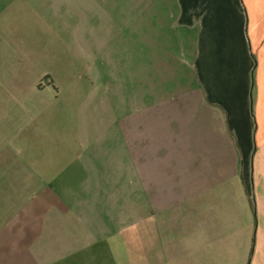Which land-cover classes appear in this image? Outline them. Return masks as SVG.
I'll use <instances>...</instances> for the list:
<instances>
[{
  "label": "crops",
  "instance_id": "crops-1",
  "mask_svg": "<svg viewBox=\"0 0 264 264\" xmlns=\"http://www.w3.org/2000/svg\"><path fill=\"white\" fill-rule=\"evenodd\" d=\"M124 2L0 0V124L18 129L6 143L0 135V264L163 263L160 221L165 212L156 209L155 195L144 198L145 175L133 162L140 150L130 154L128 137L115 150L95 148L92 154L103 157L102 165L95 168L79 159L80 169L70 164L73 160L63 163V144L44 138L34 145L31 136H21L22 125L30 128L56 117L49 103L55 105L63 94L78 102L79 94L94 98L102 89L98 76H105L106 86L112 82L121 34L97 49L96 30L130 27ZM184 3L183 23L192 12ZM206 9L200 10L206 12L192 65L209 104L223 110L229 135L202 144L197 182L193 165L188 166V253L199 249L208 258L205 264H264V20L253 15L246 33L241 0ZM249 9L256 12L255 6ZM109 105L104 102L103 116ZM156 112L154 102H137L136 122L145 133H155ZM128 121L120 119V127ZM100 124L105 133L98 135L109 147L114 140L109 129L118 122L103 117ZM81 137L78 148L95 146L96 134ZM85 169L89 178L82 187L78 179ZM80 188L89 193L82 200L75 191ZM98 202L104 207L100 214ZM43 204L56 208L43 212ZM76 221L91 237L82 245L90 244L65 255L63 236L77 229Z\"/></svg>",
  "mask_w": 264,
  "mask_h": 264
},
{
  "label": "rangeland",
  "instance_id": "rangeland-1",
  "mask_svg": "<svg viewBox=\"0 0 264 264\" xmlns=\"http://www.w3.org/2000/svg\"><path fill=\"white\" fill-rule=\"evenodd\" d=\"M181 1L186 2L125 0L123 10L127 13L130 27L123 30H96L97 49L98 44L105 40L108 42L115 33L121 34V46L118 45L113 53L115 58L112 62V72L115 74L112 82L109 81L106 86L105 76L96 78V85H99L98 88L102 87L94 94L96 100L84 92L79 94L78 102H74L72 94H63L55 105L49 103L48 110L54 112L56 117L43 118L41 123L30 128L29 125L26 128L22 125L21 136H31L34 139L31 143L34 145L36 139L43 142L44 138L50 139L51 145L63 144L65 149H59L64 150L62 160L65 165L68 160H73L70 164L79 165L81 160L86 161V164L90 161L91 166L95 168L97 164L102 165L103 160V157L93 156L95 148L102 151L105 147L107 150H115V147H120L122 140L128 137L130 154L137 147L140 150L138 155L133 157V162L145 175L144 198H152L155 195L158 204L156 209L165 212L160 221L164 254L163 263L161 261L160 264H188V261L193 264H205L208 258L206 254L202 257L199 249L188 253V166L193 165V181L197 182L200 178L202 144H207L208 139L229 133L225 131L227 124L223 110L209 104L207 93L199 83L192 64L193 55L200 42L201 21L206 12L202 13L200 10L222 3L223 0H188L184 5H188L192 12L185 23L181 18ZM224 3H227V0H224ZM241 5L247 33V22L249 19L252 22L253 15L264 20V7L261 6L264 5V0H241ZM251 6L256 7L257 13L249 9ZM251 34L254 35L253 32ZM252 57L256 58L253 55ZM110 72L106 71L105 74ZM98 73L104 74V71L98 70ZM110 75L112 77V73ZM106 89H109L108 94H105ZM101 97L103 100H100ZM105 101L112 108L105 111L103 116ZM137 102L142 105L155 103L158 111L155 133H145V127L136 122ZM103 117L110 122H118L112 124L109 129L114 135L109 147L104 145L105 141L98 135L102 131L105 133L100 124ZM126 118L129 121L120 127V119L124 121ZM17 132L18 129L14 125L0 124L3 143H6L8 136ZM85 133L96 134V144L94 147L85 146L84 150L83 147L78 148V140ZM79 166L82 169V163ZM88 178L87 169L79 173L78 181L82 187H87L84 181ZM75 191L81 200L89 194L84 188ZM102 191L104 192V188ZM168 201H171V206L164 204ZM53 208H56L55 205L46 208L43 204L40 209L52 214ZM108 208L109 206H105L106 211ZM116 208L113 206V211ZM103 209L102 204L98 202L97 213L104 212ZM101 218L99 216L95 219V225ZM74 224L77 229L66 232L63 236L65 255L87 249L90 244L82 245V241L91 239L82 233V222L76 221ZM88 229L93 233L91 226ZM148 261V257L144 258L145 263Z\"/></svg>",
  "mask_w": 264,
  "mask_h": 264
}]
</instances>
